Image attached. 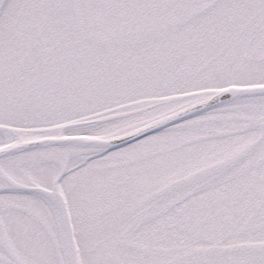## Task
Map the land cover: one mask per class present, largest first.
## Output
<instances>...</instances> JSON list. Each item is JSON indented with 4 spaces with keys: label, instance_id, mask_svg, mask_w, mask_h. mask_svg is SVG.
I'll use <instances>...</instances> for the list:
<instances>
[{
    "label": "snow or ice",
    "instance_id": "6c2138e0",
    "mask_svg": "<svg viewBox=\"0 0 264 264\" xmlns=\"http://www.w3.org/2000/svg\"><path fill=\"white\" fill-rule=\"evenodd\" d=\"M0 264H264V0H0Z\"/></svg>",
    "mask_w": 264,
    "mask_h": 264
}]
</instances>
